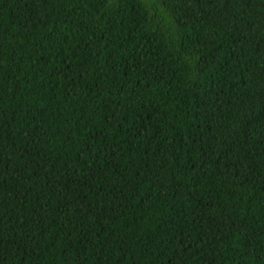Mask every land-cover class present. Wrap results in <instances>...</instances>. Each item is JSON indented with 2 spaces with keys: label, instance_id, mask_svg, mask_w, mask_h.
<instances>
[{
  "label": "trees",
  "instance_id": "trees-1",
  "mask_svg": "<svg viewBox=\"0 0 264 264\" xmlns=\"http://www.w3.org/2000/svg\"><path fill=\"white\" fill-rule=\"evenodd\" d=\"M0 264H264V0H0Z\"/></svg>",
  "mask_w": 264,
  "mask_h": 264
},
{
  "label": "rangeland",
  "instance_id": "rangeland-1",
  "mask_svg": "<svg viewBox=\"0 0 264 264\" xmlns=\"http://www.w3.org/2000/svg\"><path fill=\"white\" fill-rule=\"evenodd\" d=\"M147 1H151V0H147Z\"/></svg>",
  "mask_w": 264,
  "mask_h": 264
}]
</instances>
